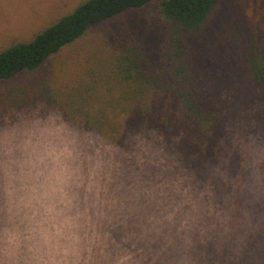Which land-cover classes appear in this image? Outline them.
I'll return each instance as SVG.
<instances>
[{
	"label": "clouds",
	"instance_id": "obj_1",
	"mask_svg": "<svg viewBox=\"0 0 264 264\" xmlns=\"http://www.w3.org/2000/svg\"><path fill=\"white\" fill-rule=\"evenodd\" d=\"M194 161L147 124L114 142L54 107L0 111V264H230L264 213V127Z\"/></svg>",
	"mask_w": 264,
	"mask_h": 264
},
{
	"label": "trees",
	"instance_id": "obj_2",
	"mask_svg": "<svg viewBox=\"0 0 264 264\" xmlns=\"http://www.w3.org/2000/svg\"><path fill=\"white\" fill-rule=\"evenodd\" d=\"M151 5L155 11L147 18L158 28L151 40L108 28L80 40ZM220 5L221 0H84L28 41L2 50L0 82H10L14 105L35 96L116 143L147 124L168 141L176 138L194 161L230 158L231 150L219 141L225 124L264 127V40L250 34L236 43L223 40L225 28L212 27ZM77 45L80 53L64 63L58 84L53 59Z\"/></svg>",
	"mask_w": 264,
	"mask_h": 264
},
{
	"label": "rangeland",
	"instance_id": "obj_3",
	"mask_svg": "<svg viewBox=\"0 0 264 264\" xmlns=\"http://www.w3.org/2000/svg\"><path fill=\"white\" fill-rule=\"evenodd\" d=\"M82 1L84 0H0V52L12 44L28 41L55 20L71 12ZM154 11L155 5L128 11L95 27L80 40H90L100 28L124 31V35L131 37L141 35L142 40H151V35H154L158 28L147 15H153ZM220 26L225 28L224 34L227 33L223 40H234L236 43L244 39L246 34L257 35L264 40V0H221L220 9L212 22L216 31ZM79 53L77 45L63 50L53 59V70L59 74L58 84L63 79L66 67L64 63L71 64ZM10 85V82H0V111L3 114L22 111L37 103L47 105L35 96L26 97L23 105H14V100L8 96ZM246 227L247 245L230 264H264V213L254 214Z\"/></svg>",
	"mask_w": 264,
	"mask_h": 264
}]
</instances>
